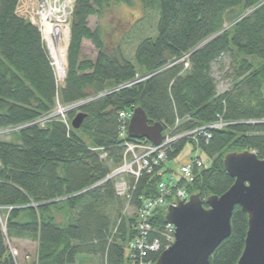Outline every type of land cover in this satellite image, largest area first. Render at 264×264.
Returning <instances> with one entry per match:
<instances>
[{"label":"trees","instance_id":"trees-1","mask_svg":"<svg viewBox=\"0 0 264 264\" xmlns=\"http://www.w3.org/2000/svg\"><path fill=\"white\" fill-rule=\"evenodd\" d=\"M139 2L143 10L157 12L156 36L142 40L131 61L119 47H106L100 25L91 30L88 19H101L113 6L133 0H75L58 86L40 32L17 13L19 0H0V132L11 130L10 140L0 136V211L5 214L0 264H18L10 253L12 240L36 245L32 264H139L125 253L138 235L136 213L175 172L161 163L151 175L123 176L129 198L116 195L118 179L106 178L121 166L124 142H136L128 135L120 139L121 112L142 109L149 125L162 126L163 136L219 120L229 124L209 131L207 142L198 139L209 165L202 162L191 181L174 180L202 201L232 186L223 168L226 155L252 152L264 160V0ZM84 41L97 51L94 61L81 59ZM222 59L230 63L231 83L219 92L212 70L222 71ZM79 101L86 103L66 115L67 125L58 118L36 124L56 102ZM80 113L84 119L73 129L70 122ZM187 143L194 151L192 141L177 139L166 149L165 161L174 160ZM165 218L160 208L147 220L148 244H162ZM230 226V236L209 264L239 260L247 232V215L239 207ZM158 256L147 252L142 260L155 264Z\"/></svg>","mask_w":264,"mask_h":264},{"label":"water","instance_id":"water-1","mask_svg":"<svg viewBox=\"0 0 264 264\" xmlns=\"http://www.w3.org/2000/svg\"><path fill=\"white\" fill-rule=\"evenodd\" d=\"M83 119L81 113L76 114L70 122L71 127L78 129ZM162 132L159 123L148 124L142 109L133 110L127 127L131 140H145L158 146L162 142ZM223 168L234 180L224 194L205 201L191 195L187 203L182 201L167 208L165 219L174 227L175 240L170 248L159 254L155 264H209L215 249L230 236L235 207L247 215L244 247L236 264H264V160L252 152L231 153L223 159Z\"/></svg>","mask_w":264,"mask_h":264},{"label":"built area","instance_id":"built-area-1","mask_svg":"<svg viewBox=\"0 0 264 264\" xmlns=\"http://www.w3.org/2000/svg\"><path fill=\"white\" fill-rule=\"evenodd\" d=\"M35 10L29 14V22L37 26L38 31L40 32L41 39L45 44V47L49 49V41L52 39L59 40L62 36L63 41L69 39L70 33V22L74 10L75 0H40L35 1ZM20 2V0H19ZM19 5V4H18ZM18 9V7H17ZM185 59L182 58L180 61ZM187 67V64H185ZM137 82V81H136ZM86 101H79L70 105H61L59 102H56V105L51 114L43 117L36 121V124L43 126L49 119L58 118L65 125H67L66 115L82 105ZM132 111L121 112L119 113V119L121 121V127L119 130L120 139H126L127 136V126L131 118ZM228 123H224L221 120L212 123L208 126L199 127L192 131L183 132L177 136H171V134H165L162 138V142L158 146H153L142 141L136 142H124L123 147V156L122 164L115 170V175L110 173L106 180L118 179L115 183V193L118 197L123 199H128L129 190L126 181L123 176H130L134 179H138L141 174L151 175L154 169L158 168L161 163L165 162L166 159V149L168 146L177 139H187L192 141L195 144L193 157L189 159L178 169L179 176L185 181H191L193 176V171H199L203 167V163L200 160L199 155V143L198 139L202 138L205 142L210 139L209 131H219L224 127L228 126ZM11 130H5L0 132L1 134H8ZM103 157V156H102ZM141 162H135L139 160ZM129 162V163H127ZM137 164L138 167L134 168L133 166ZM128 168V169H126ZM124 174V175H123ZM113 175V176H112ZM122 175L121 179L119 176ZM173 178V177H172ZM176 179H170L168 182H162L158 185V196L152 200L144 202L142 207L137 211V225H138V235L135 240L130 243L129 247L126 249L125 253L131 259H139V264H150L148 262H143L142 258L146 256L147 252L152 253H161L164 250H167L174 243V227L166 223L163 233V242L162 244L155 240L151 243H147L146 235L149 232V226L147 220L150 218L151 214L160 208H165L178 203L188 202L190 195H188L182 188L176 187ZM126 211H128V206H126ZM1 218V217H0ZM1 224H3L0 221ZM11 255L14 259L17 257L15 250L10 249Z\"/></svg>","mask_w":264,"mask_h":264},{"label":"rangeland","instance_id":"rangeland-1","mask_svg":"<svg viewBox=\"0 0 264 264\" xmlns=\"http://www.w3.org/2000/svg\"><path fill=\"white\" fill-rule=\"evenodd\" d=\"M35 2L33 0H20L17 13L19 16L29 20V14L35 10ZM158 20V15L156 11H145L142 9V6L139 0H133L132 5H127L120 3L113 6L109 12L105 13L101 19L93 16L88 19V27L91 30H95L98 25L101 27L102 40L104 45L108 48L119 47L123 56L127 60H133V55L136 46L144 39L155 37L156 36V24ZM37 27V26H36ZM68 40L63 41V38L59 40L52 39L55 50L64 48V71L63 73L59 72L55 66L54 61L51 57L50 50L47 49L51 64L54 69L58 86H61L64 80L65 69H66V49L68 46ZM97 56V51L94 49L92 44L88 41H84L81 49V59L94 61ZM222 63L223 69L219 71L217 66L213 68V77L217 83V91L222 92L228 88L231 83L230 70H229V61L227 59L220 60ZM3 140H10L9 133L1 134ZM192 146L187 143L184 145L182 151L177 155V157L172 161H165L164 168H171L175 172L174 179L179 177L178 169L180 165L188 163L187 161L193 157ZM200 160L206 165H209L205 154L199 150ZM135 162H141L135 160ZM129 163V162H127ZM134 168L138 167L137 164L133 166ZM128 169V168H126ZM115 170V169H114ZM114 176L115 171L112 172ZM112 175V176H113ZM124 175V174H123ZM122 175L119 176L121 179ZM172 177V176H171ZM131 213V210L127 211ZM0 221L3 223L5 219V214L0 211ZM10 249L15 250L17 253L16 260L18 264H32L35 259L36 245L29 241L22 240H12L10 241ZM11 253V252H10ZM85 259V258H84ZM82 260V259H80ZM81 264H90L86 263V260L81 261Z\"/></svg>","mask_w":264,"mask_h":264},{"label":"bare ground","instance_id":"bare-ground-1","mask_svg":"<svg viewBox=\"0 0 264 264\" xmlns=\"http://www.w3.org/2000/svg\"><path fill=\"white\" fill-rule=\"evenodd\" d=\"M48 46H49L51 57L54 61L55 68L59 72L63 73V71H64V68H63V66H64V52H65L64 48H60L58 51L55 50V47H54V44L52 41H49Z\"/></svg>","mask_w":264,"mask_h":264}]
</instances>
